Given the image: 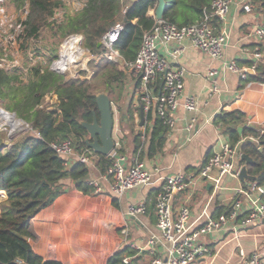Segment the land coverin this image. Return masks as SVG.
<instances>
[{
    "label": "crops",
    "instance_id": "1",
    "mask_svg": "<svg viewBox=\"0 0 264 264\" xmlns=\"http://www.w3.org/2000/svg\"><path fill=\"white\" fill-rule=\"evenodd\" d=\"M237 2L231 7L227 18L229 44L224 50L223 59L246 67L249 55L244 54L243 50L260 46L257 42L249 41L247 35L254 25L262 21L264 14L254 6L250 13H246ZM150 11L148 16L152 17L153 12ZM173 46H162L159 53L172 66L180 65L184 68L183 95L197 100V112L185 111L180 106L172 129L162 124L153 108L149 112L150 119H147L148 113L143 111L136 95L137 82L124 72L127 82L123 89L128 91L122 92L125 97L121 99H124L126 108L120 110V99L115 101L118 122L114 115L113 141L120 144L121 152L128 159L137 158L145 166L151 174L150 184L115 197L110 191L109 181L102 179L99 183L101 190L96 192L89 185L90 181H96L106 173L101 174L96 169L97 156L95 166L88 169L89 174L84 180V184L92 191L90 194L78 191L74 183L66 181L63 183L64 192L29 221V236L26 240L33 253L43 262L107 264L112 256L120 254L124 264H151V253L154 250L157 252V248L147 245V241L157 235L154 201L164 179L177 174L194 176L221 143L231 144L222 126L216 129V125L220 124L214 123L216 115L222 110L239 111L243 115L241 124L237 126L239 140L243 137V128L258 130L264 127V83L245 85L235 74L226 72L217 76L219 92L212 94L207 73L211 69H219L221 63L211 61L188 41L182 42L183 54L177 60H172L169 53ZM97 47L100 48L99 42ZM191 119L196 122L193 130L188 131L186 127ZM154 128L160 130L161 134L159 141H155L151 148L150 139ZM116 130L118 133L114 135ZM189 138L191 140L188 142ZM241 164L243 166L244 162ZM244 184L239 179L225 177L221 188L216 191L209 185L199 186L190 196L176 195L172 201L173 211L176 212L180 204L187 201L191 221H196L204 210L214 217L228 209L234 190ZM140 201L146 204L145 213L130 216L128 208ZM225 235L221 231L201 238V242L211 249L214 257H207L195 264H225L227 261L235 264L237 259L233 251L236 245L234 242L225 243ZM261 241L242 238L239 244L246 252L256 247L263 252L264 247L259 243ZM162 252L158 248V253Z\"/></svg>",
    "mask_w": 264,
    "mask_h": 264
},
{
    "label": "built area",
    "instance_id": "2",
    "mask_svg": "<svg viewBox=\"0 0 264 264\" xmlns=\"http://www.w3.org/2000/svg\"><path fill=\"white\" fill-rule=\"evenodd\" d=\"M235 2L237 0H213L209 8L203 10L197 21L186 26L179 27L165 21H155L151 28L143 33L136 57L132 62H126L114 47L123 29L119 22L100 38L101 52L97 54H91L83 47L82 36L69 35L62 41L57 57L49 62L47 69L59 75L75 78L80 72H88L86 64L89 61L112 62L121 71L130 74L137 82L136 95L143 111L149 113L152 108L155 109L162 124L172 129L176 123L175 115L178 108L182 106L185 111L195 113L198 110V102L194 97L183 95L185 70L180 65L172 66L166 57L161 56L160 47L174 44L169 56L172 60H177L184 52L182 42L188 41L195 49L207 55L211 61L221 63L219 69H211L207 73L212 94L219 92L216 82L218 75L226 72L233 73L246 85L250 83L248 75H256L257 67L264 64L262 51L264 17L259 24L250 29L247 35L249 41L260 44L251 50L247 48L243 50L244 54L249 55L247 66L242 67L235 61L223 59L224 50L229 44L227 18ZM251 2L252 0H239L237 3L244 12L250 13L253 9ZM6 4L7 0H0L2 38L6 36V33L2 31L3 19L7 17ZM50 20L61 24L64 18L56 9ZM14 38L13 45L19 47L24 42L22 47L25 48H27L25 43L34 39V37H27L24 22H20L14 28ZM27 55L30 62L34 64L36 62L34 55L32 56V53ZM78 68L80 71H77ZM8 69L13 68L0 59V71L7 73ZM52 96L55 97V95ZM0 111L4 113L1 109ZM9 115L13 117L14 131L20 126V122L25 123L16 118L15 114ZM2 120L4 119L0 116V132L6 131ZM195 122V119H191L186 129L192 131ZM23 126L26 128L24 130L40 138L28 124L25 123ZM221 126V123L216 125V129L219 130ZM258 130L260 135L264 133V127ZM259 137L243 136L235 146H231L228 142L221 143L219 149L210 155L194 176L177 174L169 175L164 179L154 201L157 235L150 237L147 241V245L153 249L157 248V252L154 250V253H151L153 254L151 264H195L207 257L212 258L214 255L211 249L201 242V238L221 231L226 233L225 243L234 242L236 245L233 251L237 259L235 264H264V251L260 252L256 247L253 251L246 252L239 244V239L248 238L253 242L262 240L259 243L264 247V188L257 185L255 181H246L243 186L236 188L228 209L214 217L209 216L204 210L196 221H191V211L187 201L182 202L176 212L172 207V201L178 194L190 196L199 186L205 185H209L216 191L221 188L225 177L238 179L242 168V164L239 163L242 154L239 147L244 143L258 145ZM190 140L189 138L187 141ZM7 142L11 144L10 140ZM49 148L64 161L67 169L75 163L92 169L97 162V155L91 149L84 147L76 151L70 140L51 142ZM107 158L110 160V166L106 173L100 179L89 183L96 192L101 190L99 183L102 179L109 181L110 191L115 197L150 184V172L137 158L128 159L121 152L118 142L114 141V148ZM154 170L157 171V168ZM145 211L144 201L128 208V213L132 217L142 215ZM202 219L203 222H201ZM158 248L163 252L158 253ZM225 264L232 263L227 261Z\"/></svg>",
    "mask_w": 264,
    "mask_h": 264
},
{
    "label": "trees",
    "instance_id": "3",
    "mask_svg": "<svg viewBox=\"0 0 264 264\" xmlns=\"http://www.w3.org/2000/svg\"><path fill=\"white\" fill-rule=\"evenodd\" d=\"M14 1L20 3L23 0ZM26 1L29 12L24 26L27 37L31 38L37 36L41 28L49 23L61 4L57 0ZM164 1L166 12L162 21L180 27L197 21L213 0ZM251 4L264 14V0H252ZM155 6L154 0H86L80 11L74 15H65L57 29L63 37L82 36L83 47L91 54H97L101 52V48L97 47L100 38L119 22L123 29L114 47L126 62H132L143 33L155 22L148 16V12L154 10ZM262 51L264 52V47ZM56 53L54 50L53 57ZM113 65L112 62L105 63V67L111 69L104 84L105 93L111 102L115 90L113 83L120 84L119 88L122 89L125 80L124 72L114 69ZM33 70L25 85H20L19 82L15 85L17 79L14 76L0 71V104L40 136L37 138L21 134L10 145L0 144V193L3 195L1 198H4L0 202V264H57L43 262L33 253L26 240L29 236V221L64 192L63 183L66 181L74 183L76 189L84 194L92 192L84 184L89 170L80 163L67 169L64 161L51 151L49 144L70 140L76 151L85 147L82 139L85 131L80 122H92V112L97 113L96 94L85 81L65 80L64 76L40 67ZM248 82L264 83V64L257 67L256 75H248ZM46 95L57 97V110L38 109ZM150 117L148 113L147 119ZM242 120L243 115L239 111L222 110L214 118L215 124L221 123L231 146L239 141L237 126ZM241 133L243 136H260L258 145L244 143L239 149L254 162L247 167L248 174L254 176L255 183L264 188V133L260 135L256 128L247 127ZM160 134L161 131L154 128L150 139L151 148L155 141H159ZM96 155V169L104 174L110 166V160ZM107 264H124L122 255L115 254Z\"/></svg>",
    "mask_w": 264,
    "mask_h": 264
},
{
    "label": "rangeland",
    "instance_id": "4",
    "mask_svg": "<svg viewBox=\"0 0 264 264\" xmlns=\"http://www.w3.org/2000/svg\"><path fill=\"white\" fill-rule=\"evenodd\" d=\"M61 5L57 9L60 13H62V17L64 18L65 15H74L76 12H78L83 5L85 4L86 0H57ZM7 17L3 19V32L6 33V36L2 38V33H0V59L4 60L6 64H9L13 69L6 70L7 73L14 76L15 79H17L19 82H24L25 85L30 80L31 74L33 73V69L40 67L41 69H47L49 62L53 59H55L59 53V48L61 46L62 41L66 38L63 37L60 34V31H58L57 26L60 24H56L55 22H52L49 20V23L44 25L39 34L37 36H34V39L32 41L28 40L27 43H25L26 47H22V44L18 47L17 45H13L15 38H14V28L20 24V22H25L27 20V15L29 12V5L26 0H23L20 3L15 2L14 0H7ZM153 12L152 10L150 11ZM6 49V50H5ZM56 50V56L53 57L55 54L52 55L53 51ZM7 51V52H6ZM27 53H32V56L36 58V62L32 64L29 60V55ZM31 55V54H30ZM104 61L100 62H93L89 61L86 66L88 69V72H85L82 74L81 72L79 75H77L75 78L70 77L69 75H65V80L70 79H78L80 81H85L87 84L91 86V91L95 94L99 93H105V81L109 74H111V69L109 70V67H105ZM14 65V66H13ZM114 69L120 70V68L117 65H113ZM33 70V71H32ZM77 71H80V68H78ZM5 72V71H4ZM109 73V74H108ZM104 74V76H103ZM63 76V75H62ZM81 77V78H80ZM15 82V85L19 84ZM126 80H124V86H126ZM122 83V84H123ZM22 85V84H20ZM120 84L113 83V88L115 89L112 94V99L114 100L113 111L114 115L116 117V123L118 122L117 118V106L115 104V101L120 99L118 104L121 106L120 110H125L126 105L123 102L121 98H124L125 96L122 94L127 89L119 88ZM128 91V90H127ZM107 94V93H106ZM122 94V95H120ZM120 95V96H119ZM48 96V97H46ZM42 103L40 104L38 109L46 110V111H55L57 110L58 105V99L55 96L46 95ZM123 96V97H122ZM47 98V99H46ZM0 109L8 114H13L11 112L6 111V109L0 104ZM1 113V111H0ZM17 118V117H16ZM5 123V129L6 131L0 132V144L7 146L9 145L7 142L9 138H17V135L21 134H28L32 135L33 133L30 131H26L23 128L24 124L20 122V126L16 127L15 131L12 125H10L8 122L2 120ZM11 131V133H10ZM118 131H114V135H116ZM11 142V141H10ZM1 194V193H0ZM3 196L0 195V202L4 200V198H1Z\"/></svg>",
    "mask_w": 264,
    "mask_h": 264
},
{
    "label": "water",
    "instance_id": "5",
    "mask_svg": "<svg viewBox=\"0 0 264 264\" xmlns=\"http://www.w3.org/2000/svg\"><path fill=\"white\" fill-rule=\"evenodd\" d=\"M154 1L156 2V6L153 10L152 17L155 21H162L166 12V3L164 0ZM95 102L97 113L92 112V122H80L81 127L85 131V135H83L82 139L86 148L91 149L95 154L107 157L114 148V114L112 111V104L109 96L103 92L96 94ZM141 110L140 107V111ZM9 140L12 141V138H9ZM240 161L244 162V165L239 172L238 179L242 183H245L246 181L254 182L255 177L249 175L247 171V167L253 165L254 162L246 154H241Z\"/></svg>",
    "mask_w": 264,
    "mask_h": 264
},
{
    "label": "bare ground",
    "instance_id": "6",
    "mask_svg": "<svg viewBox=\"0 0 264 264\" xmlns=\"http://www.w3.org/2000/svg\"><path fill=\"white\" fill-rule=\"evenodd\" d=\"M0 116L2 117V119H4L6 122H8L10 125H12L13 126V128H14V121H13V117L11 116V115H9V114H7V113H3V112H1L0 113Z\"/></svg>",
    "mask_w": 264,
    "mask_h": 264
}]
</instances>
